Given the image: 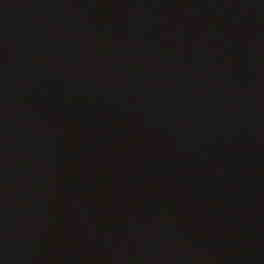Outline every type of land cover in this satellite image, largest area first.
Masks as SVG:
<instances>
[{"label":"water","instance_id":"water-1","mask_svg":"<svg viewBox=\"0 0 264 264\" xmlns=\"http://www.w3.org/2000/svg\"><path fill=\"white\" fill-rule=\"evenodd\" d=\"M0 264H264V0H0Z\"/></svg>","mask_w":264,"mask_h":264}]
</instances>
